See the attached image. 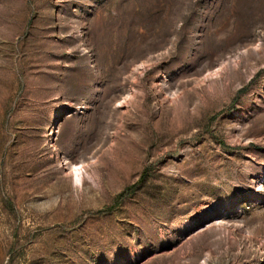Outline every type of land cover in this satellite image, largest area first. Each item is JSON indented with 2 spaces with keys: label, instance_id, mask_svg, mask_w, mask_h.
<instances>
[{
  "label": "rangeland",
  "instance_id": "rangeland-1",
  "mask_svg": "<svg viewBox=\"0 0 264 264\" xmlns=\"http://www.w3.org/2000/svg\"><path fill=\"white\" fill-rule=\"evenodd\" d=\"M0 264H264V0H0Z\"/></svg>",
  "mask_w": 264,
  "mask_h": 264
}]
</instances>
